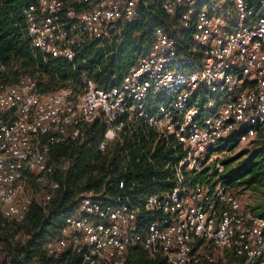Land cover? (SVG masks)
Returning <instances> with one entry per match:
<instances>
[{
  "label": "built area",
  "instance_id": "2783aa9c",
  "mask_svg": "<svg viewBox=\"0 0 264 264\" xmlns=\"http://www.w3.org/2000/svg\"><path fill=\"white\" fill-rule=\"evenodd\" d=\"M155 1L170 16L181 14L187 45L157 27L148 52L111 90L85 78L42 91L33 75L6 79L0 60V214L24 220L29 178L46 183L54 171L51 146L77 141L85 124L100 120L101 150L129 138L150 162L159 146L169 151L164 171L174 185L139 203L131 199L141 195L137 184L125 180L118 182L129 190L125 199L84 195L60 236L47 243L49 254L73 244L86 264H126L130 248L141 245L169 264H264V215L244 206L222 179L230 139L264 149V0ZM141 3L35 0L24 17L43 60L69 62L90 40L119 43L124 26L140 18ZM198 172L212 184L191 183ZM57 187L51 182L50 189ZM140 211L154 217L144 228ZM210 246L224 251L226 261L218 262Z\"/></svg>",
  "mask_w": 264,
  "mask_h": 264
},
{
  "label": "trees",
  "instance_id": "16d2710c",
  "mask_svg": "<svg viewBox=\"0 0 264 264\" xmlns=\"http://www.w3.org/2000/svg\"><path fill=\"white\" fill-rule=\"evenodd\" d=\"M195 1L201 6L209 2ZM33 2L35 0H0V60L7 67L6 79L15 81L22 75H33L42 91L65 86L71 79L83 84L85 78L92 79L104 90H111L120 85L123 76L148 52L157 27L177 35L184 44L189 33L181 26V14L170 16L155 0H142L140 18L124 26L119 43L90 40L77 51L73 61L61 58L44 61L31 43L24 17V9ZM105 130V124L95 120L82 127V136L77 141L51 146L48 161L54 171L46 183L35 174L29 178L32 202L24 220L18 222L0 214V264H86L82 258L83 249L73 244L59 256L47 250V243L57 239L68 220L76 214L84 195L103 192L125 199L129 190L118 187V182L125 180L127 185L137 184L134 192L139 191L141 195L131 199L139 203L147 194L173 187L174 183L166 180L168 173L164 171V163L171 159L169 151L159 146L150 162L140 155L129 138L112 142L101 150ZM135 138L139 140L137 135ZM138 143L146 146L142 138ZM237 146V140L230 139L223 148ZM64 161H68L66 168L61 167ZM224 164L223 182L237 195L239 189L264 192L263 148L226 158ZM190 181L212 184L207 172L192 174ZM51 182H57L58 187L50 189ZM32 190L42 192L41 200L31 195ZM48 194L50 198L46 199ZM153 218L152 214L140 211L138 223L144 228ZM126 264L169 263L162 255L151 256L143 246L136 245L130 248Z\"/></svg>",
  "mask_w": 264,
  "mask_h": 264
},
{
  "label": "rangeland",
  "instance_id": "374dc122",
  "mask_svg": "<svg viewBox=\"0 0 264 264\" xmlns=\"http://www.w3.org/2000/svg\"><path fill=\"white\" fill-rule=\"evenodd\" d=\"M254 150H256L254 145L242 143L232 150H229V151L227 150L228 152H226L224 156L226 159V158L234 157L241 152H251ZM244 157L245 155L242 158ZM237 193L242 199L244 206L264 213V192L263 191L253 190V189H239L237 190ZM31 195H33L37 200H41L43 196L42 192H36L33 190L31 191ZM208 251H212L216 255L218 262L220 263H223V261H226V259L228 258V255L224 251L214 248L213 246H210L208 248Z\"/></svg>",
  "mask_w": 264,
  "mask_h": 264
}]
</instances>
